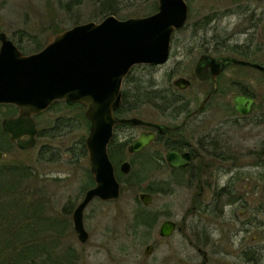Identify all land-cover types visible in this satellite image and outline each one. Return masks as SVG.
<instances>
[{
  "label": "rangeland",
  "instance_id": "1",
  "mask_svg": "<svg viewBox=\"0 0 264 264\" xmlns=\"http://www.w3.org/2000/svg\"><path fill=\"white\" fill-rule=\"evenodd\" d=\"M187 1L192 6L191 26L175 34L173 53L171 52V57L165 64L159 67L133 68L127 77L129 81L127 80L126 86H130V89L126 88V91H129V94H135L140 90L143 92L142 95L154 97V91L151 89L133 90L132 82L137 79L142 81V86L153 89H174L172 83L178 77L188 78L197 86L193 79V66L197 57L194 56L190 60L183 57L192 43L201 41H206L208 45H216L215 47L221 43L226 47L236 46L237 49L247 51L249 54L247 57L252 62L264 66V0ZM109 4L115 9L114 16L119 20L144 18L154 13L153 0H0V33H4L14 44L17 43L25 55L34 54L42 50L57 34L77 25L99 23L104 20L109 15L105 16L102 10L109 7ZM204 17L210 24L205 29L192 31L194 21ZM38 49L40 50L36 51ZM223 55L235 57L237 54L226 50L223 51ZM238 70L242 71L241 80L244 88L249 87L261 101L264 100V76L250 68ZM182 94L188 95L189 90ZM138 110L139 112L132 116L146 121L159 118V113L153 105L143 104ZM218 120L219 118L216 119ZM36 124L39 136L33 148L21 152L16 148L0 147L3 153L12 152L2 154L0 170L19 162L31 170L33 177L23 180V184L32 192L35 204L42 209L45 207L44 212L49 224H46L42 231L50 249V259L58 258L57 262L49 264L202 263L201 257L190 251L177 235L165 240L158 238L162 219L153 222L155 227L150 231L134 225L133 216L139 209L153 215L158 213L163 205H168L165 207L173 212L172 205L178 206L180 203L179 199L174 201L171 197L154 196L150 209H144L137 204L142 189L147 188L150 183L153 186V180L159 176L157 172H152L151 178L148 177L146 182L140 185L138 178L136 179V176L141 175L142 166H147V155L153 157L155 154H142L135 159L134 177L131 179L134 188L127 184L116 202L101 204L96 208L93 204L89 209L95 208V211L88 210L84 213L89 240L81 245L71 230L70 223L65 222V218L66 211L75 208L79 202L78 198L88 182L89 164L83 151L88 136L84 108L79 105L69 107L57 104L36 118ZM209 125L214 129L216 127V123ZM133 130V134H136L137 131ZM245 131L247 132L244 134V140L240 138L235 140L241 148H253L264 139V126L248 127ZM243 155V165L250 164L251 156ZM258 162L264 169V158H259ZM10 177L6 178L16 179L15 176ZM263 181L264 179H261L260 183ZM218 221L219 218L208 219L213 225ZM52 223H56L57 227L52 228L50 226ZM55 228L59 232H55ZM67 229L71 232L70 235L66 234V237L64 232H67ZM221 237L223 241V235L216 232L211 237V243L203 246L208 258L207 264L236 263V255L230 253L236 250V246L234 243L229 244L228 238L220 242ZM247 241L251 243L250 238ZM255 243L261 245L262 239L258 237ZM147 245L155 248L149 256L144 254Z\"/></svg>",
  "mask_w": 264,
  "mask_h": 264
},
{
  "label": "flooded vegetation",
  "instance_id": "2",
  "mask_svg": "<svg viewBox=\"0 0 264 264\" xmlns=\"http://www.w3.org/2000/svg\"><path fill=\"white\" fill-rule=\"evenodd\" d=\"M153 1L154 13L148 16L157 14L160 10L161 0ZM183 1L187 6V19L185 24L172 34L169 58L171 52L173 53L175 34L181 33L191 26L192 6L187 0ZM193 24L192 31L196 32V30L205 29L210 21L204 17L194 21ZM215 46L208 45L206 41L192 43L183 57V59L188 57L189 60L194 56L197 57L193 66V79L197 86L192 84V80L184 77H178L173 81L174 89L166 90L146 88L141 85L142 81L138 79L132 82L131 87L135 91L138 88L154 91V97L150 96L149 105L154 106L156 112L159 113V118L146 121L132 116L139 112L138 108L143 104L139 105L136 110L123 115L119 114L117 109L114 112L115 117L119 119L137 118L147 125H116L108 147V155L114 168L115 178L120 185L118 199L127 184L134 188V182L131 183V179L134 177L135 159L142 154L155 155L153 157L147 155V166H142L141 175L136 176L138 185L146 182L148 177L151 178L152 172H157L159 176L153 180V186L150 183L147 188L142 189L138 195L137 204L144 209H150L154 196L171 197L174 201L179 199L178 206L172 205L173 212L165 207L168 205L162 204L164 207L158 213H150L153 216L150 217L151 224L145 227L146 230L153 229L155 227L153 222L162 219L159 225L158 238L165 240L177 235L190 251L201 257V264L208 263L203 246H208L212 241V235L218 232V234L223 235V241L228 238V243L231 245L234 243L236 246V250L230 252L236 255L237 261L234 264H264V181L260 183V180L264 179V169L258 162L259 158H264V139L260 144L258 143L253 148L248 149L241 148L235 142L238 138L244 140V134L247 132L245 130L248 127L264 126V100L261 101L249 87L244 88L243 80H241L242 71L238 69L250 68L263 76L264 73L258 69L234 63H229L222 71L215 73L216 68L206 59L201 62L200 67H205L206 75L204 76L207 77L204 80L198 79L195 75V69L205 57H232L255 63L247 57V55L249 56L247 51L237 49L236 46H234L236 51L231 49L233 46L226 47L223 46V43ZM226 50L235 54L239 52L245 56L239 54H237L238 57H236L237 55L235 57L223 55V51ZM235 68L238 69L235 70ZM179 78L188 82L187 87L181 89L174 85V82ZM127 80L128 78L122 84L121 105L124 99L123 92L127 90L126 88L130 89V86H126ZM188 90V95L182 94ZM240 97L252 100L247 113H242L238 110L239 107L237 108L235 105L236 99ZM245 106L247 107V103L244 104L243 108H246ZM16 115L17 111L14 107L0 106V147L7 146L9 149L16 148L21 151L2 128L4 120ZM217 118H219L218 121H216ZM210 123L213 125L216 123L215 129L210 127ZM128 129L129 131H127ZM133 129L137 131L136 134H133ZM140 136H152V138L141 150L132 152L131 147ZM11 153V151L3 153L0 150V160L2 154ZM169 154H176L178 160L173 161L175 166L171 165L172 157ZM243 154L251 156L249 158H252V163L243 165ZM84 155L88 158L87 154ZM124 163L129 165L127 173L121 169ZM87 176L88 182L85 185L86 188H83L80 198H78L79 202L75 208L66 211L67 219L65 218V222L70 223L71 230L81 245L86 244L89 240V233L85 228L84 213L88 210L94 212L98 205L114 203L118 200L103 201L94 198L84 207L82 225L87 234V240L81 242L74 229L73 214L84 200L86 193L95 186L94 178L90 173V166ZM142 195L150 197L151 203L149 205L142 204L140 200ZM93 204L96 205L95 208L89 209ZM144 214L147 213L144 212ZM210 218H219V221L213 225L208 222ZM166 222L172 225V231L170 235L164 237L160 235V232ZM70 232L67 229V232H64L65 236L67 237L66 234L70 235ZM258 237L262 239V244L259 246L255 243V239ZM249 238L251 243L247 241ZM223 241L221 237L220 242Z\"/></svg>",
  "mask_w": 264,
  "mask_h": 264
},
{
  "label": "water",
  "instance_id": "3",
  "mask_svg": "<svg viewBox=\"0 0 264 264\" xmlns=\"http://www.w3.org/2000/svg\"><path fill=\"white\" fill-rule=\"evenodd\" d=\"M171 1V3H170ZM187 19V6L183 0H161L157 14L144 18L119 20L108 16L99 23L77 25L53 36L45 47L34 54L24 55L4 33H0V106L10 105L17 116L3 121V131L20 150L34 147L37 136L35 117L54 102L84 107L88 124L85 148L90 173L95 186L89 190L73 214L74 229L81 242L87 240L82 225V211L94 198L116 200L120 185L114 175L108 147L116 125H147L136 119H119L114 112L121 103V86L131 69L140 65H162L167 62L170 42L175 30ZM209 60L218 73L229 63L249 66L264 73V67L237 60L232 57H205L198 63L195 75L204 80L207 76L203 60ZM185 88L188 82L180 78L174 82ZM247 103V107L243 108ZM252 100L240 97L235 105L247 113ZM152 136H140L132 152L141 150ZM172 157L178 160L176 154ZM129 165L121 169L127 173ZM143 205L151 203L147 195L140 196ZM172 231L169 222L163 224L161 236ZM154 251L151 245L144 249L145 255Z\"/></svg>",
  "mask_w": 264,
  "mask_h": 264
},
{
  "label": "trees",
  "instance_id": "4",
  "mask_svg": "<svg viewBox=\"0 0 264 264\" xmlns=\"http://www.w3.org/2000/svg\"><path fill=\"white\" fill-rule=\"evenodd\" d=\"M102 12L105 16L116 15L111 4ZM15 45L23 51L17 43ZM231 49L236 51L234 47ZM236 53L245 56V54ZM142 93L140 90H137L135 94L124 91L123 104L117 112L123 115L136 110L141 104H149L150 96L142 95ZM83 151L86 153L84 146ZM111 155L113 157V154ZM7 176H15L16 179L9 180ZM31 177H33L31 170L20 162L0 170V264H49L58 261V258L50 259V249L42 231L44 226L49 224L44 212L45 207L42 209L35 204L32 192L23 184V180ZM151 216L153 215L137 210L133 216L134 225L150 226ZM50 226L57 227L56 223ZM45 231L47 232V229ZM55 232H59L57 228Z\"/></svg>",
  "mask_w": 264,
  "mask_h": 264
}]
</instances>
